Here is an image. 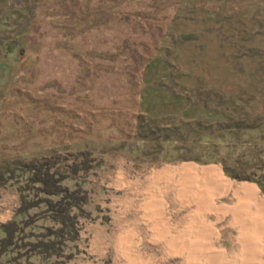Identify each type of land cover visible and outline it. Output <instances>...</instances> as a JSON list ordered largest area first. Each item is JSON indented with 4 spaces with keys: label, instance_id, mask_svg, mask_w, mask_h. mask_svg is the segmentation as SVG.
I'll use <instances>...</instances> for the list:
<instances>
[{
    "label": "rangeland",
    "instance_id": "obj_1",
    "mask_svg": "<svg viewBox=\"0 0 264 264\" xmlns=\"http://www.w3.org/2000/svg\"><path fill=\"white\" fill-rule=\"evenodd\" d=\"M137 1L0 0V178L25 185L20 163L46 162L79 202L60 264H187L202 236L233 258L235 196L172 168L209 167L264 198V0ZM244 127L256 133L221 134ZM29 187L23 243L52 224Z\"/></svg>",
    "mask_w": 264,
    "mask_h": 264
},
{
    "label": "trees",
    "instance_id": "obj_2",
    "mask_svg": "<svg viewBox=\"0 0 264 264\" xmlns=\"http://www.w3.org/2000/svg\"><path fill=\"white\" fill-rule=\"evenodd\" d=\"M133 3H138L137 0H130ZM152 2V0H150ZM138 7V5H137ZM152 8V7H151ZM145 12V10H144ZM108 21V20H107ZM90 25V24H89ZM6 48L9 50L11 44H6ZM256 128L254 127H244L237 131L223 130L221 132L222 136L228 140L236 138L237 133H241L242 136L253 135L256 133ZM225 131V132H224ZM221 136H215L214 140H219ZM209 146V145H208ZM210 147L215 149L217 154H221V149L225 151L227 146H220L212 144ZM225 152H223L224 154ZM224 172L236 179H251L250 176L245 174H240L230 168L229 162H223ZM228 165V166H227ZM20 166L22 168V180L25 185L18 186L19 178H13L9 175L6 180L11 181L14 179L16 182L4 183L3 179L0 178L1 185H9L15 188L19 196V207L17 208L14 216L7 222L0 224V264H60L59 260L60 253L62 252V247L64 248L65 242L71 240L76 233L75 222L69 226L65 223L67 218H69V212L71 208H76L80 211L79 202L76 198L71 195H66L67 187L60 184V179H55V173L49 172L50 165L46 162H35L31 160L29 163L21 162ZM263 170V169H262ZM9 172V171H8ZM29 186L36 189V193L40 192L46 195V212L51 213L49 215L52 224L51 226H44V232L32 235L31 240L23 243V239L27 236H20L21 228L20 220L24 218L29 207L34 206L26 201V195H28ZM258 186L264 191V186L258 183ZM47 187H51L48 189ZM55 208V209H53ZM72 218V217H70ZM55 224L58 225L55 227ZM65 230V231H64ZM67 233L68 236H65ZM28 239V238H27ZM26 247V251H23ZM37 257L38 262L33 263L30 257ZM52 257V260H51Z\"/></svg>",
    "mask_w": 264,
    "mask_h": 264
},
{
    "label": "bare ground",
    "instance_id": "obj_3",
    "mask_svg": "<svg viewBox=\"0 0 264 264\" xmlns=\"http://www.w3.org/2000/svg\"><path fill=\"white\" fill-rule=\"evenodd\" d=\"M174 171H178L180 172V174L182 176H179L181 178V181L183 180V177L187 174V179L184 178L186 181H184L185 183L187 181L196 184L193 181H196L198 178L204 179V181H209L205 184H208L211 182V184L213 183L214 185H216L221 192L225 193L227 191L230 192L231 195L235 196L236 201L234 203V205H232L231 207L226 206V209H224V212H228L230 213V216L232 218V220L234 221V223L237 225V230H238V241H239V255L238 256H234L233 258H229V259H225V257L222 255L224 253L221 254L222 251H219L217 249H215V246H211L209 243H211L210 238H203L202 237L198 239V237L196 238V240H189L187 243H191V250L192 253L189 257H187L188 259V263L189 264H204V262L206 261L208 264H236V259H238L239 257V263L238 264H264V262L258 260L259 258V253L262 251V248L264 246V198H261L257 192L255 191V187L250 184V183H246V182H241V183H230L229 181H226L223 177H221L216 170L206 167V168H199L193 165H189V164H183L180 165L178 167H173L172 168ZM157 172V171H156ZM159 173V172H158ZM161 173V172H160ZM159 173V174H160ZM168 174V173H167ZM183 174H185L183 176ZM155 175V173H154ZM200 176V177H197ZM179 178V180H180ZM170 179V178H169ZM160 180V179H159ZM164 180V179H163ZM205 181V182H206ZM177 182V181H176ZM181 183V182H179ZM183 183V182H182ZM184 183V184H185ZM198 183V182H197ZM200 183V182H199ZM212 184V185H213ZM183 185V184H182ZM188 185V184H187ZM191 185V184H190ZM168 186V185H167ZM189 186V185H188ZM187 186V187H188ZM194 186V185H192ZM184 187V186H183ZM187 187H184L185 189ZM191 187V186H190ZM196 187V185L194 186ZM192 187V188H194ZM208 188V187H206ZM183 189V188H182ZM188 189V190H187ZM186 191L191 192L189 190V188H187ZM201 189V188H200ZM210 189V188H209ZM211 190V189H210ZM218 190V189H217ZM216 190V191H217ZM182 191V190H181ZM184 191V190H183ZM182 191V192H183ZM196 191V190H195ZM208 191V190H207ZM212 191V190H211ZM214 191V190H213ZM215 191V192H216ZM185 192V191H184ZM183 192V193H184ZM187 192V193H188ZM199 194L204 191H197ZM185 194V193H184ZM195 194V193H194ZM210 194H212V192H210ZM222 194V193H220ZM152 195V194H151ZM202 196H199V208L202 209V207L208 208L207 210H209L210 203H212L210 197L208 195L203 196L204 194H201ZM182 196V195H181ZM188 196V195H187ZM183 197V196H182ZM192 197V196H191ZM184 198V197H183ZM182 198V199H183ZM186 199V198H185ZM188 199V198H187ZM189 200V199H188ZM213 200V199H212ZM197 201V200H196ZM196 201L194 200V203H196ZM150 202V201H149ZM184 202H186L184 200ZM182 202V203H184ZM159 203V202H158ZM181 203V202H180ZM188 203V202H187ZM186 203V204H187ZM198 204V203H197ZM202 205V207H201ZM213 205V204H212ZM158 206V205H157ZM197 206V207H198ZM210 206V207H209ZM214 206V205H213ZM216 207V206H215ZM214 207V208H215ZM222 207L220 208L222 210ZM196 208V207H195ZM252 208V209H251ZM198 209V208H197ZM200 211V209H198ZM218 210V208H217ZM219 210V211H221ZM197 211V210H196ZM202 211V210H201ZM200 211V212H201ZM216 211V210H215ZM214 213V212H213ZM200 214V213H199ZM198 214V215H199ZM227 214V213H226ZM203 215V214H201ZM218 215V213H217ZM194 216H197L196 214H194ZM206 216V215H204ZM220 218V216H219ZM230 218V219H231ZM218 219V218H217ZM200 220L202 221L201 217ZM204 220V219H203ZM231 220V221H232ZM192 221V220H191ZM232 221V222H233ZM198 222V221H197ZM206 222V221H205ZM190 223V222H189ZM209 223V222H208ZM233 224V223H231ZM155 225V224H154ZM157 225V224H156ZM187 225V224H186ZM191 225V224H190ZM194 225V224H193ZM202 227V226H201ZM200 227V228H201ZM207 227V226H206ZM159 228V227H158ZM169 228V227H168ZM197 228V226H196ZM203 228V227H202ZM165 229V228H164ZM177 229V228H176ZM193 229V228H192ZM209 229V228H208ZM162 230V229H161ZM184 230V229H183ZM197 230V229H196ZM203 230V229H202ZM204 234L206 231V228L204 229ZM198 231V230H197ZM196 231V233H197ZM201 231V229H200ZM212 229H209V234H205L206 236L209 237L211 233ZM161 232V231H160ZM169 232V231H168ZM189 232V231H188ZM156 233V232H155ZM186 233V232H185ZM194 233V232H193ZM201 233V232H199ZM157 234V233H156ZM155 234V235H156ZM160 234V233H159ZM186 235V234H185ZM197 235V234H196ZM199 235V234H198ZM204 235V236H205ZM213 235V234H212ZM215 236V235H214ZM157 237H159V235L157 234ZM162 237V236H161ZM258 237H261V239L263 240V243H259L257 239ZM181 238V237H180ZM254 238V239H252ZM171 239V238H170ZM175 236H174V240H175ZM183 239V238H182ZM181 239V240H182ZM195 239V238H194ZM170 241V240H169ZM185 241V240H184ZM186 242V241H185ZM213 242V241H212ZM174 243V242H171ZM204 243L207 244L205 247H202L203 245L201 244ZM200 244L202 245L200 247ZM175 245V244H174ZM173 245V246H174ZM177 245V243H176ZM182 246V245H181ZM171 247V246H170ZM183 247V246H182ZM172 249V248H171ZM187 249V248H186ZM169 250V249H168ZM174 250V249H173ZM178 250V248H177ZM190 250V249H189ZM201 250V251H200ZM176 250L172 251L175 252ZM206 251H210L207 252V254L205 253ZM219 251V252H218ZM169 252V251H168ZM179 252V250H178ZM203 253V256L200 255V253ZM212 252V253H211ZM188 253V255L190 254ZM205 253V254H204ZM187 263V264H188Z\"/></svg>",
    "mask_w": 264,
    "mask_h": 264
},
{
    "label": "crops",
    "instance_id": "obj_4",
    "mask_svg": "<svg viewBox=\"0 0 264 264\" xmlns=\"http://www.w3.org/2000/svg\"><path fill=\"white\" fill-rule=\"evenodd\" d=\"M19 204V196L15 188L9 185L0 184V224L9 221L14 216ZM1 234L2 233L0 232V235Z\"/></svg>",
    "mask_w": 264,
    "mask_h": 264
}]
</instances>
